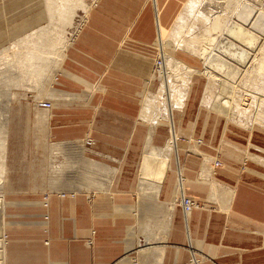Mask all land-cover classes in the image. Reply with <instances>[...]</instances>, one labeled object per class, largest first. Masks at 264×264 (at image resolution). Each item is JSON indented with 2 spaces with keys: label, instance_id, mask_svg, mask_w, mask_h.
<instances>
[{
  "label": "crops",
  "instance_id": "obj_1",
  "mask_svg": "<svg viewBox=\"0 0 264 264\" xmlns=\"http://www.w3.org/2000/svg\"><path fill=\"white\" fill-rule=\"evenodd\" d=\"M189 1L97 0L80 33L57 54L49 73L40 65L48 61L49 49L35 42L20 60H14L15 73L26 72L31 80L61 74L62 95L68 103L55 106L44 100L52 103L45 109L39 105L42 101H34L39 109L52 111L48 140L14 143L11 150L26 151L25 156L33 160L38 157L33 152H48L59 144L64 152L77 150L78 163L85 168L87 157L97 159L99 163L91 166L101 170L93 176L80 170L75 175H59L54 181L74 182L77 188L61 186L58 191L40 192L43 205L29 213L45 223H35L38 233L27 240V254L7 255L5 240L3 264L6 258V264H264L263 130L231 134L226 136L230 144L221 145L213 132H197L199 113H183L191 86L180 99L173 96L161 113L154 97L142 101L145 83L153 79L156 43L163 50L169 45L166 38L173 34ZM53 5L52 0L44 4L50 20L55 16ZM21 6V0H0V48L6 38L23 41L36 32H40L39 40L43 38V27L31 28L38 16L35 20L27 15L21 21ZM67 10L63 21L71 15ZM43 17L39 15V20ZM166 56L182 63L180 74L191 77V71L199 70L174 52ZM41 89L47 92L44 85ZM205 98L202 104L208 105ZM140 120L150 126L149 131ZM158 126H168L170 137L164 141L160 136L154 143ZM195 136L197 153L192 150ZM201 152L215 159L207 160ZM52 165L61 174L62 169ZM6 183L5 174L2 189ZM87 183L92 184L90 191L78 186ZM60 191L75 195L61 198ZM183 191L199 203L187 217L180 204ZM5 197L4 192L3 219L9 215L7 206L15 203ZM13 243L15 248L21 241Z\"/></svg>",
  "mask_w": 264,
  "mask_h": 264
},
{
  "label": "rangeland",
  "instance_id": "obj_2",
  "mask_svg": "<svg viewBox=\"0 0 264 264\" xmlns=\"http://www.w3.org/2000/svg\"><path fill=\"white\" fill-rule=\"evenodd\" d=\"M47 1L48 0H21L22 6L20 8V16L22 17L21 21L27 15L35 18V20L38 16L37 22L32 23L31 28L33 26L37 28L43 27V38L41 40L38 39L40 32H36L24 39V43L23 41H18L19 39L11 40V38H6L3 48H0V51H3L0 53V112L1 114H6V112L8 114V116L0 114V124L3 123V125H0V127L2 126L1 129H3V132H1L0 142L6 138L5 157H3V159L0 157V173L2 172L3 175L6 174L7 176L6 186L3 189L1 188L0 191L1 193L5 192V199L7 201L15 202L13 205L7 206V212L9 215L4 219L3 217H0V239L3 240L0 245V262L3 261L4 258V252L2 250L4 249L5 240L7 241V255L29 253V244L27 243V240L31 237L35 238L38 233V231L34 229L35 223H45L42 218H39L40 216L29 213L30 211L33 212L38 205H43L44 202L38 199L40 192L58 191L62 187L67 189L77 188V184L74 182L54 181L61 178L59 175H75L79 173L78 170H80L81 174L93 176L101 170L91 166L92 163H99L97 159L87 157L86 160L89 166L85 168L83 165L78 163L79 158L77 150L70 149L68 152L67 150L64 152L58 149L60 147L59 144H55L54 147L52 146L48 152H33L38 156L33 158V160H29V158L25 156L28 153L26 151L11 150L13 148L12 144L14 143H46L48 140L47 126L49 118L52 115V111L47 112L39 109L34 106V101L39 102L51 100L55 106H60L66 104L67 102V96L62 95L64 88L61 84L63 78L61 74H57V77L54 79L51 76H47L38 80H31L26 72L15 73L14 60H20L25 55V52L29 51L28 49L31 46L30 44L35 42L39 46H45L49 49L48 61L40 63L41 66L47 68L46 72L49 73L50 68L53 69L52 67L57 54L69 43H71L75 36H78L84 26L86 16L89 15L94 4L97 2V0H69V2H67V0H52L54 3L53 8L55 16L50 20L48 8L47 6H44ZM215 1L210 0L209 2V0H199V4L197 3L192 10L184 15L183 21L179 23L176 36L169 39L170 43L164 51L168 55H172L174 52V55L183 60L187 65L199 69L196 70L191 77H188L183 73L179 79H172L171 84L172 89L174 90L173 95L176 99H180L182 95L188 92L189 87L191 86V98L189 103L186 101L188 105L184 108L183 113L186 111L187 113H199L200 119L197 125V132L202 131L203 135L207 130L209 133L213 132L214 137L217 138V142L221 139L219 141L221 145L230 142L226 139V136H230L235 133L237 134L240 131H251V129H257L259 131L263 130L262 132H264V68L259 69L258 61H254L253 58L249 61L246 59V62L230 59L233 62L234 67L232 66V69L234 70L224 69L220 72L215 69L216 75L220 77V81L214 84V91L216 92L212 96H216V107L213 106L214 102L212 99L208 101L209 106L202 104L203 97L208 95L207 87L210 81L208 75L204 74V71H206L207 74L208 70H212L211 68H213L210 64L216 63L214 60V53H217L220 57L227 58L225 57L224 52L217 49V45L219 46L224 44L226 39L229 38L225 39V34L218 36L216 45L213 46V49L209 48V51L213 55L211 56L209 54L210 64H208L207 61H205V58L202 57L203 55L201 50L198 49V52L202 56L198 53L186 50L194 54L192 55L178 48V44L181 38L193 39L196 42L199 38L209 35V33H206L205 30L211 28L210 19L212 17V12L214 15L217 10H220L219 7H222V9L224 8V0L221 2L223 6L218 5L221 0ZM68 3H72L69 4V6L71 5V15L67 21H63L61 16L64 15V12L66 13ZM201 10L203 13H201ZM228 10L231 14L230 22L233 20L238 21L236 19L237 15L233 16L236 12L235 9ZM193 11L194 13L196 11L197 16L194 15ZM198 12L199 15H202V17H200L201 15H198ZM204 13L206 15L210 13L211 16H206ZM39 15H43L44 17L39 20ZM204 17H206V19ZM206 21H208L207 23L209 24H207ZM22 35L25 36L24 32ZM261 36L264 37V33L260 34V37ZM213 37H217V34L213 35ZM263 39L264 38H262L259 46L261 47L262 45V48H264ZM234 43L242 49L251 51L249 46L243 45L241 42L234 40ZM73 44L69 45L67 53ZM156 47L158 48V43H156ZM252 49V51H254L255 47L253 46ZM263 53L264 49L263 52L259 54V57L262 55V57H260L262 59L264 58ZM250 61H252V63ZM16 76H19L18 84L14 83ZM186 79H188V81H186ZM162 82L163 81L160 76H153L152 81L145 83L144 90L141 94L143 102L146 101V97L150 99L154 97L157 101L155 102L157 106L156 110H158L159 113H161L160 111L165 108V106H163L165 105L163 104L165 90ZM43 85L47 89L45 94L41 92ZM52 89L55 91L53 94ZM219 109H221V111ZM250 109L252 111L256 110V117H252L251 114H248L246 117L242 118V116H244V114H246V112ZM3 110H6V112L4 113ZM176 113H178V115L183 114L182 112ZM238 113L241 117H238ZM44 117L46 118V121L42 122ZM5 119H7L6 123H4ZM140 123H142V127L145 128L146 132L147 130L149 131L150 126L148 124H144L142 120H140ZM191 125L193 127L195 126V124ZM5 128H7V130ZM146 132L144 137H147L148 133ZM160 136L164 138V141L170 137L168 126H158L156 128L154 143L159 140ZM233 137L236 140L237 137H235V135ZM191 140L194 143L192 150L197 153V149L200 150L197 143V136L193 137ZM18 148L23 147L19 145ZM1 153L2 151L0 149V154ZM143 153L144 151L142 152V155ZM2 154L4 156V153ZM198 154L206 157L207 160L215 159L210 156H206L204 152ZM60 155L63 157H59ZM139 159H141V156ZM3 160L5 164L4 162H1ZM52 163L58 165L62 169L61 174H56ZM171 164L172 168L175 170L177 165L174 161V155H171ZM137 170L135 175L137 176V180L139 182L141 181L140 172L139 169ZM36 180L39 181L36 182ZM91 185V183H87L84 186H78H80V188H87V190L90 191L91 189H89V187ZM4 222L8 224H4ZM14 239L21 241V243H18L19 247L13 248ZM6 260L7 258L4 261L5 264Z\"/></svg>",
  "mask_w": 264,
  "mask_h": 264
},
{
  "label": "bare ground",
  "instance_id": "obj_3",
  "mask_svg": "<svg viewBox=\"0 0 264 264\" xmlns=\"http://www.w3.org/2000/svg\"><path fill=\"white\" fill-rule=\"evenodd\" d=\"M213 1H215V0H213ZM222 1L223 0H221L218 5L223 6L222 3H221ZM198 2H199V0H190L187 3V5H186V7H185V9H184V11L182 13V16L179 19V22L176 24V26L174 28L173 34H175L178 31L179 23L183 21L184 15L186 13H188L190 10H192L196 6V4ZM209 2H210V0H209ZM223 3H224V6H223L224 8L223 9H222V7L218 6L220 8V10L219 11L217 10V12L214 15H213V12H212V17L210 19L211 28L208 29V30H205L206 32H209L208 36H205L203 38H199L196 42L193 41V40H189V39L185 40V39L181 38V40H180V42L178 44V48L189 50V51H191L193 53H198V49L200 48L203 57L206 59L207 63L210 64L209 63L210 62L209 54L211 56H213V55L209 51V48L213 49V46H215L217 41H218V36H222L223 34H225L226 35L225 39L229 38V39H226L224 44H221L219 46L217 45V47H218L217 49L221 50V52H224L225 53V57H227V58L220 57L217 53H214L215 54L214 60L216 61V63H211L210 64L213 68H211L212 70L209 69L208 73H207V75H208V77L210 79L209 85H208V88H207V92H208L207 94L208 95H206V98H205L207 101L216 97V96L212 97L215 94V92H216V91H214V84H216V83H218L220 81L219 80L220 77H218L216 75V73H215L216 70H219L220 72L223 71L224 69L231 70L232 66H233V62L231 60H237V61L241 60V61H245L246 62V59H248V61H249L250 59L253 58L254 61L255 60L258 61L259 69L260 68H264V58L263 59L260 58V57H262V55L259 57V54H261V52H263V49H264V48H262V45H261V47H259L262 38H264L263 36H261L262 38L260 37V34L264 33V0H224ZM228 9H233V10L235 9L236 12H235V14L233 16L237 15L236 19L238 21L233 20L232 22H230L231 21L230 20V15L231 14H230V11ZM69 11H71V9H68L67 13ZM198 11L200 12L199 9H198ZM199 12H198V15H199ZM193 13H194V11H193ZM201 13H203V11ZM194 15H196V11H195ZM207 15H210V13L207 14ZM200 17H202V15ZM204 18L206 19V17H204ZM208 18H210V17H208ZM207 22L208 21H206V23ZM207 24H209V23H207ZM190 30H191V28H190ZM173 34L170 35L166 39L167 42H170L169 39L171 37H173ZM215 34H217V37H213V35H215ZM234 40L237 41V42H241L243 45L249 46V48H251V51L253 50L252 47L254 46L255 50L251 52V51H247L246 49H242L241 47L237 46L236 43H234ZM263 41H264V39H263ZM160 42H162V41L160 40ZM164 55H165V67H166V69H165V71L163 73L160 74V78H162V81H163L162 83H163V87H164V90H165V94H164L165 97L163 99V100H165V102L163 103L165 105H163V106H165V108H167L168 106L171 105V102H172L173 96H174L173 95L174 94L173 93L174 90L172 89L171 81H172V79L176 80V79L181 77V74H180V72L178 70H180V68H181L180 65H182V63H178V62L173 61L172 59L168 58L166 56L165 52H164ZM250 62L252 63V61H250ZM173 64H176L177 67H172ZM245 64H247V63H245ZM258 66H256V67H258ZM232 70H234V69H232ZM190 73L193 74V71H191ZM183 80H185V79H183ZM186 81H188V79H186ZM168 97L170 98L169 102H167V98ZM213 102H214L213 106L216 107V103H215L216 100H214ZM209 104H211V103H209ZM181 106H183V105L182 104L179 105V107H181ZM6 110L5 111L3 110L4 113L6 112ZM168 113H169V118L171 119L172 118L171 111L168 112ZM0 114H1V112H0ZM6 114H7V112H6ZM1 115L4 116L5 114H1ZM6 120L7 119L4 120L5 121L4 123H6ZM1 124L3 125V123H1ZM5 129L7 130V128H5ZM1 130L3 131V129H0V131ZM5 140H6V138H5ZM5 142H4V139H3V143H0V149H1L2 153H5V152H3L6 149ZM174 142H175L174 139L170 140L169 145L173 146ZM2 153L0 154V155H2L0 157L3 159L5 154L3 156ZM4 160L1 161V162L3 163ZM4 164H5V162H4ZM3 179H4V175L1 172L0 173V190L3 187ZM0 193H1V191H0ZM3 204H4L3 203V194L1 193L0 194V217H4L3 216ZM2 241L3 240L0 239V245L2 244L1 243ZM2 251L4 252V249ZM0 264H3V261H1Z\"/></svg>",
  "mask_w": 264,
  "mask_h": 264
},
{
  "label": "built area",
  "instance_id": "obj_4",
  "mask_svg": "<svg viewBox=\"0 0 264 264\" xmlns=\"http://www.w3.org/2000/svg\"><path fill=\"white\" fill-rule=\"evenodd\" d=\"M157 50H158V54H157V56H156V58L154 60V68H153V76L154 77L155 76H160V74L163 73L165 71V69H166V67H165V55H164V51H163L162 48H160V46H158ZM250 104H247V105H250ZM39 105L41 107L45 108V109H50L52 107V103L51 102H48V101L39 102ZM248 114H251L252 117H256V115H255L256 114V110L252 111L250 109L248 112H246V114H244V116H242V118L243 117H246ZM238 117H241L239 115V113H238ZM90 142L93 143L92 140H90ZM219 163H220V161L217 160L216 161V164H219ZM57 195L59 197H61V198H65V197H68V196L73 197L75 195V192L60 191V192L57 193ZM180 204H181V206L183 208V211H184L186 217L190 214V212L194 208H196V207L199 206L198 201L197 200H194V199H192V198H190L188 196H186V194L184 193V191L181 192V195H180ZM193 259H195V257H193Z\"/></svg>",
  "mask_w": 264,
  "mask_h": 264
}]
</instances>
